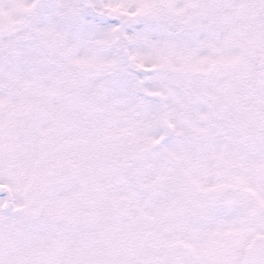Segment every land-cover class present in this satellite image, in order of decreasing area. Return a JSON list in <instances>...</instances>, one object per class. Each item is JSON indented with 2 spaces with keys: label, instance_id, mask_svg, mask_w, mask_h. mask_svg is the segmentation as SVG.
Segmentation results:
<instances>
[{
  "label": "snow or ice",
  "instance_id": "1",
  "mask_svg": "<svg viewBox=\"0 0 264 264\" xmlns=\"http://www.w3.org/2000/svg\"><path fill=\"white\" fill-rule=\"evenodd\" d=\"M0 264H264V0H0Z\"/></svg>",
  "mask_w": 264,
  "mask_h": 264
}]
</instances>
